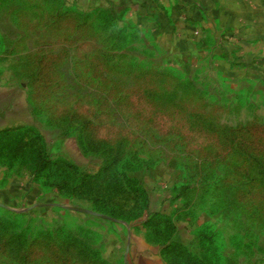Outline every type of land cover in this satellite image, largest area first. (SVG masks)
<instances>
[{
  "label": "rangeland",
  "instance_id": "1",
  "mask_svg": "<svg viewBox=\"0 0 264 264\" xmlns=\"http://www.w3.org/2000/svg\"><path fill=\"white\" fill-rule=\"evenodd\" d=\"M194 36L0 0V264H264V75Z\"/></svg>",
  "mask_w": 264,
  "mask_h": 264
},
{
  "label": "crops",
  "instance_id": "2",
  "mask_svg": "<svg viewBox=\"0 0 264 264\" xmlns=\"http://www.w3.org/2000/svg\"><path fill=\"white\" fill-rule=\"evenodd\" d=\"M80 6L128 7L136 13L173 20L180 50L188 52L201 38L210 35L222 44H236L245 53L248 74L258 77L263 63L255 59L264 53V0H71ZM188 37V38H187ZM223 38H226L223 40ZM195 39V40H194ZM259 54V55H258ZM4 193H7L4 192Z\"/></svg>",
  "mask_w": 264,
  "mask_h": 264
}]
</instances>
